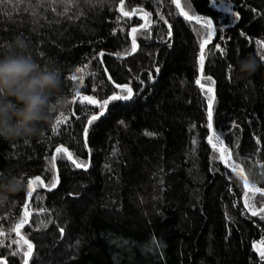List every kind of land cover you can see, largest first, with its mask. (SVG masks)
I'll list each match as a JSON object with an SVG mask.
<instances>
[{
  "label": "trees",
  "instance_id": "obj_1",
  "mask_svg": "<svg viewBox=\"0 0 264 264\" xmlns=\"http://www.w3.org/2000/svg\"><path fill=\"white\" fill-rule=\"evenodd\" d=\"M180 3L217 30L203 69L212 129L210 82L196 84L206 31L172 0L0 2V49L21 36L70 100L133 92L104 109L76 98L39 137L0 138V179L22 185L0 196V262L24 264L22 236L27 264H264V214L251 215L264 198L247 206L264 192V0H232L238 21L209 0ZM249 55L259 67L242 78Z\"/></svg>",
  "mask_w": 264,
  "mask_h": 264
},
{
  "label": "clouds",
  "instance_id": "obj_2",
  "mask_svg": "<svg viewBox=\"0 0 264 264\" xmlns=\"http://www.w3.org/2000/svg\"><path fill=\"white\" fill-rule=\"evenodd\" d=\"M238 63L242 78L259 67L252 55ZM69 106L59 68L41 66L21 36L0 49V138L16 141L39 137L42 125L51 124L53 114H62ZM21 187L14 176L0 179V196L16 193Z\"/></svg>",
  "mask_w": 264,
  "mask_h": 264
},
{
  "label": "snow or ice",
  "instance_id": "obj_3",
  "mask_svg": "<svg viewBox=\"0 0 264 264\" xmlns=\"http://www.w3.org/2000/svg\"><path fill=\"white\" fill-rule=\"evenodd\" d=\"M0 2H3V0H0ZM9 2H13V0H9ZM21 3L24 2V0H20ZM172 3L175 4V7L180 9V14L188 21H193L195 20V22L199 25H201V27L206 31V36H207V39L203 40L201 43H200V56H199V65H200V72H201V77L199 79L196 80V84L199 85L201 87V89H204L206 86L204 84H201V79H204V80H207L210 82V84L207 86V91H206V94H207V99H208V107H207V127L209 129H212L213 127V124H212V120H213V111H212V108H213V102H214V99H215V96H214V88L212 87V85H214V81L212 80V77L210 76H207L205 77L203 75V69H204V60H205V46L207 43H209L212 39V37L216 34V28L213 27V20L212 19H205L203 18L201 15H197V14H192L190 15L189 14V11H185L183 7H181V3H180V0H172ZM185 3H186V6L191 9V5L190 3H188V0H185ZM209 4L210 6L212 7H215L217 4H219L220 8L222 11L224 12H227V13H231L232 16L234 17V21H238L239 20V16L238 14L232 12V0H209ZM123 0H121V11H123ZM123 15L124 16H128L129 13L128 12H123ZM147 15V13L145 14ZM132 31L135 33L137 31V29L133 28ZM244 33H241V35H243ZM169 35H170V32H169ZM257 44L260 45L262 48H264V43L262 42H259L257 41ZM216 48L218 50H220L221 52H223V49H220L219 45H216ZM82 69L80 68H77L76 69V72H81ZM158 71V69H157ZM70 79H72L73 81H75L77 79V77L75 75H73L72 77H70ZM83 83V78L81 77V84ZM117 87H122V86H117ZM123 91L126 92L125 95H120V94H114L112 95L109 99H105L103 101V103H100L99 101L95 100L94 98L90 97V96H83L81 97L80 95V92L77 91L75 93V97L70 100V103H74L76 98H80L81 99V102L83 101H87L89 104H97L101 109H104L105 106L109 103V100H112V101H116V100H129L131 99L132 95H133V92H132V89L131 88H128L127 86H123ZM104 114L103 110L100 112V115L102 116ZM61 117H63V114H61ZM99 117L97 115H92L91 116V119L88 120V124L91 125L93 123V121L97 120ZM61 123V119L58 118L57 121H56V124L59 125ZM123 123V122H121ZM83 134H84V137L86 139L87 137V134H88V129L87 127L83 130ZM216 140L222 145L223 142L220 140V138L217 136L216 137ZM208 143L209 144H212V138L209 137L208 138ZM213 147L215 148L216 145H213ZM55 152L57 154L59 153H64L67 155V158L73 163L75 164L77 167H87V165H85L83 162H78L74 157H73V154L69 151L68 148L66 147H63V146H60V147H56L55 148ZM220 152L221 154L223 155L225 152H226V149L224 147H221L220 148ZM56 159V156L53 155L52 156V161H55ZM37 180H39L40 178L37 177L36 178ZM41 184H43V181H40ZM32 184H33V181L32 180H29L28 181V186H29V193L28 195L31 196L32 194ZM52 187H55V181L52 183L51 185ZM246 187V190H247V186ZM49 190H51L49 188ZM251 196H252V202H250L247 206H249L250 208L253 206V203H254V199H255V196L256 194H260L262 198H264V192H262V190L260 188H255L251 193ZM261 214H264V207H261L259 209V211H256V210H252L251 211V215L253 216H257V215H261ZM19 227V226H18ZM61 232H63V230L61 229ZM19 234V233H18ZM21 239L24 240V244L27 246V251L23 253L24 255V264H27V260L31 254V251H32V248H33V245L27 241L26 239H24L22 236H21ZM262 244H264V241L261 242ZM260 257L262 260H264V251H260ZM0 264H3V262H0Z\"/></svg>",
  "mask_w": 264,
  "mask_h": 264
},
{
  "label": "bare ground",
  "instance_id": "obj_4",
  "mask_svg": "<svg viewBox=\"0 0 264 264\" xmlns=\"http://www.w3.org/2000/svg\"><path fill=\"white\" fill-rule=\"evenodd\" d=\"M231 153V152H230ZM232 158V157H231ZM239 171V170H238ZM245 178V177H244ZM247 185V184H246Z\"/></svg>",
  "mask_w": 264,
  "mask_h": 264
},
{
  "label": "water",
  "instance_id": "obj_5",
  "mask_svg": "<svg viewBox=\"0 0 264 264\" xmlns=\"http://www.w3.org/2000/svg\"><path fill=\"white\" fill-rule=\"evenodd\" d=\"M214 95H215V91H214Z\"/></svg>",
  "mask_w": 264,
  "mask_h": 264
},
{
  "label": "rangeland",
  "instance_id": "obj_6",
  "mask_svg": "<svg viewBox=\"0 0 264 264\" xmlns=\"http://www.w3.org/2000/svg\"><path fill=\"white\" fill-rule=\"evenodd\" d=\"M222 147V146H221Z\"/></svg>",
  "mask_w": 264,
  "mask_h": 264
}]
</instances>
